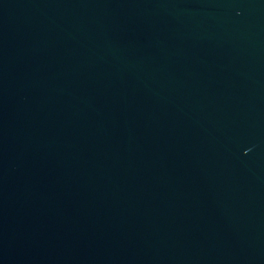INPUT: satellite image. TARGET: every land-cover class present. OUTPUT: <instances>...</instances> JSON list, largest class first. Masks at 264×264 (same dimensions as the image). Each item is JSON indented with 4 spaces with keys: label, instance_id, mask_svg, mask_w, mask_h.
<instances>
[{
    "label": "water",
    "instance_id": "95a60500",
    "mask_svg": "<svg viewBox=\"0 0 264 264\" xmlns=\"http://www.w3.org/2000/svg\"><path fill=\"white\" fill-rule=\"evenodd\" d=\"M0 259L264 264V0H0Z\"/></svg>",
    "mask_w": 264,
    "mask_h": 264
}]
</instances>
